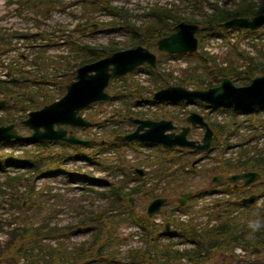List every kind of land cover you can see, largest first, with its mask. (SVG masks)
<instances>
[{"label": "trees", "instance_id": "obj_1", "mask_svg": "<svg viewBox=\"0 0 264 264\" xmlns=\"http://www.w3.org/2000/svg\"><path fill=\"white\" fill-rule=\"evenodd\" d=\"M50 2V0H33L32 5L38 6L42 4L46 6L50 5ZM119 13L123 15V24L130 34V40L124 47L123 45L117 47L116 42H110L109 45L102 47L81 46L72 61L68 60L66 63L57 62L56 72L51 76L44 75L37 78L31 73L26 72L27 75L19 74L10 81H0V98L3 97L10 101V104L2 106L6 109V112L3 117H0V125L13 123L17 125V128H24L21 125V121L26 118L27 111L40 108L62 96L65 92V85L75 78L76 68L96 61L115 51L137 45L145 46L157 53L156 71L147 65L140 67L150 73L151 79H157L156 84L151 89L152 93L170 85H180L191 87L192 89H207L219 85L225 77L230 78L235 85L243 86L247 85L254 77L264 75V60H260L258 57L252 58L248 55L246 56L244 53H238L233 58L231 56L232 53H230L228 54L229 56L223 59L226 62L223 65V61L219 62L215 57L204 56V54L196 52L189 55L190 64L183 70L181 76L177 80H173L171 73H165L159 69L160 59L167 54L158 51L156 42L158 39L171 34L177 23L191 21L173 14L170 9L155 7L151 10V14L154 17L153 21L136 26L129 19V14L128 21L126 12ZM261 13L264 14V0H241L232 7L217 5L211 13H205L201 19L196 21L200 27V30L196 32V36L200 42L206 34L227 35L230 29L220 28L219 24L221 22L233 17L251 18ZM116 24L119 23L113 21L110 26H115ZM240 59H242L241 62ZM241 67L243 69H240ZM113 79H111V83ZM122 79L125 80V77ZM49 85L53 86L54 91H50ZM130 88L132 91L129 92V96L136 99L134 103L139 102L140 96L136 92L145 90V88L138 83H131ZM149 100L155 102L152 99ZM196 103L200 106H207L200 101H196ZM210 107L219 109L220 107H228V105H214ZM258 108L245 107L237 109L231 107L229 109L232 112L231 114H235L238 110L247 113L257 111ZM15 113L19 114L15 115ZM121 115L122 118H127V116L146 118L141 114L129 110L121 113ZM89 116L93 118L92 115ZM153 119L160 120L161 117L154 116ZM178 119L183 126L185 124V117H178ZM129 123L131 125L130 130L132 131L134 125L131 122ZM209 124L213 130L211 150L226 146L227 135L233 130V122L220 123L209 121ZM125 132L127 131H122L121 129L112 130L104 138L95 137L93 143L87 146L88 149L59 141H37L38 147L52 143L60 144L61 151L58 154H45L41 149H37L31 154L26 153L25 158L22 160L0 158V164H3L0 165V168L4 164L12 166L23 164L33 168L38 175L55 174L61 170L60 163L68 157H79L94 161V155L104 149L120 148L124 145L129 147H135L139 144L152 145L150 143L115 141V136ZM27 141L32 140L28 134H25L21 140H12L8 144L18 145V143ZM157 146L162 151L160 157L166 160L167 164L161 163L158 168L151 172V175L144 177L139 176L133 170L131 173L125 174L122 180L111 184L107 190L106 194L109 197V202L106 208L98 213L89 212L84 218H80L79 223H85L86 220H89L94 225V231L89 240L75 244L70 249H68L65 240H59L57 246L51 248L47 243H42L41 239L65 238L70 231L69 227L73 225L65 228L53 227L46 222L36 227L32 225L25 227L24 225L10 231L8 240L3 245H0V264H15L21 257L25 258V264H86L93 260H104L107 264H117L115 253L117 252L120 239L116 235V231L121 222L135 223L145 233V248L131 250L129 253L131 264H171L173 262L177 263L181 257H191L193 259L192 264H205L208 263L209 258L215 257V252H233V248L237 245L244 247L246 250L252 252L258 251L259 254H264V207L256 210V216L259 219L253 224L244 226L239 225L234 220H227L213 228L199 231L192 222L177 223L174 233H163L164 225L162 223H155L152 217H148L145 212V204L157 197H166L168 199L167 205H173L178 209L185 208V206L178 205V199L181 195L192 191L190 186L194 185V182L191 178L198 173L195 167L191 165L194 160L208 156V152L175 146ZM28 157L31 158L28 160ZM97 163L108 170L112 168V170L120 169L122 171L128 165L127 161L122 157L119 158V164L114 166H110L106 162L104 163V161H98ZM247 171H255L260 174L261 177L255 184V188L264 189V153H260L256 157H250L244 161H222L213 167L204 168L201 170V173L203 179H208L210 175L222 174L228 176ZM20 177L22 176L11 177L6 182L10 188L11 200L14 203L16 200L28 198L30 206L38 205L36 198L32 197L34 192L33 177H26V190L19 192L16 187L22 183ZM134 180L135 184L126 190L128 182ZM149 181L151 183L148 185ZM158 182L164 183L161 191L155 189ZM240 185L241 183H239ZM230 189L233 193H236L238 188L231 187ZM0 192L4 191L0 189ZM131 196L137 197L142 202L139 209H136L134 205L131 206L132 204L129 199ZM18 207L20 208L21 205L19 204ZM127 207H129L130 211L126 217L114 216L109 213L111 209L121 210ZM247 208L252 210V206H247ZM163 238H167L168 241L162 242ZM174 238H177V242H195L196 246L191 250L179 251L173 247L175 243ZM260 256L261 258L263 257L262 255ZM212 258L209 263H211ZM225 263L222 261L221 263L215 262L214 264Z\"/></svg>", "mask_w": 264, "mask_h": 264}, {"label": "water", "instance_id": "obj_2", "mask_svg": "<svg viewBox=\"0 0 264 264\" xmlns=\"http://www.w3.org/2000/svg\"><path fill=\"white\" fill-rule=\"evenodd\" d=\"M264 24V14H257L252 18L234 17L219 24L220 27L257 29ZM199 26L195 23L179 22L174 31L168 36L157 40V48L169 54L195 52L198 47L196 32ZM148 64L155 67L156 54L141 45L134 48L119 50L97 61L84 64L77 68L75 79L66 85L65 94L39 110L29 112L22 124L33 130L32 138L39 140H56L70 144L85 145L90 141L80 140L77 137L67 136L63 127L55 129V125L89 126L90 122L79 115L80 110L96 101L109 99L105 92L109 79L112 76L125 75L136 67ZM156 101H193L199 100L209 105H230L249 107L264 104V75L254 77L247 85L236 86L230 78H223L221 83L212 88L202 90H188L182 86H170L156 91L153 95ZM136 128L125 135H118L115 139L125 142L138 141L159 143L166 146L191 147L201 151H208L213 139V131L203 116L191 112L186 121L193 127H204L201 142L187 138L190 125L181 129L179 133L167 132L173 128L170 120L154 121L129 117ZM21 135L14 124L0 126V142L11 139H20ZM140 174L141 170H137ZM259 174L254 171L234 174L228 179L232 182L243 180L244 184L255 181ZM221 175L214 176L212 181L219 182ZM191 193L185 196H190ZM254 195L243 198V204L253 203ZM166 198H156L147 206L149 216L158 212ZM181 203L183 201H180ZM169 223H166L164 232H170Z\"/></svg>", "mask_w": 264, "mask_h": 264}, {"label": "rangeland", "instance_id": "obj_3", "mask_svg": "<svg viewBox=\"0 0 264 264\" xmlns=\"http://www.w3.org/2000/svg\"><path fill=\"white\" fill-rule=\"evenodd\" d=\"M52 22L53 21H51V23ZM46 28L47 27L45 26L44 27V30ZM75 31H76V35L82 36L81 38L83 40H85L86 42H90V40H92V39H90L88 37V35L86 34V30H85V28L82 25L76 26ZM79 32H83V34H79ZM98 40L100 42H93L91 44H95V43H99V44H102V45H107L108 44L107 41H103V38H98ZM121 46H122L121 44H117V47H121ZM64 47L67 48L68 46L65 45ZM4 54H6V53H4ZM49 57L48 56H46V57L44 56V59H40L39 61L37 60L38 61V65H36V67L37 66H40V68H41L44 65H49V66H51V69L53 70V68L56 66L55 65L56 63L50 62L48 60ZM232 57L235 58L236 55H232ZM43 61H45V63H43ZM46 62H50V63H53V64H47ZM46 70H48V68L42 69L41 72L44 73ZM141 71H143V70H141ZM173 73L174 74H179V72H177V71H174ZM137 76H138V74H137ZM151 80H153V81H149L146 84L147 87H149V88L150 87H154V85L157 82V79L156 78L151 79ZM132 81L139 82V79L135 77V79H133ZM118 85H121V84L119 82H117V81H112V86L114 88L111 90V92H114V91L118 90V88L115 89V87H118ZM122 92H124V91H122ZM118 93L121 94L120 91ZM146 93H148V92H146ZM125 97H128V96L122 97V100H123L122 108L123 109L126 108L125 103H126L127 100H126ZM98 107H99L98 110L103 109V115H100V116L104 117L105 116V113H107L108 110L105 109V106L104 105L98 106ZM188 109H193V108L192 107H188ZM88 111H90V110H88ZM17 114H19V113H17ZM17 114L15 113V115H17ZM26 132H27V130L24 129V128H23V130H20V133L21 134H24ZM128 168L125 169L126 172H128ZM196 172H200V171H196ZM200 176H202V175L201 174H198V175L193 176L191 178V180L194 182V185L196 186V188H194V193H196L198 190H200V188H201L200 186L206 184V182L208 181V179L211 178V175L208 177V179L207 178H204L203 179ZM75 191L77 193H80L81 192V190H80L79 187H77V189ZM35 192H38V191L35 190ZM189 197H192V194ZM58 198L61 199V200H63L68 207L71 206V210H72L73 214L70 217H71V221L72 222L77 221L76 215L78 216L80 214L85 213V210L87 209V205L88 204H92L94 208L98 209L99 208V205L102 203V198H100V197L93 199V198H88V197L80 196L78 199L73 200V198L71 197V195L64 196V198L59 197V196H55V201H57L59 203ZM193 200L194 199H192L191 201H189V203H193L192 202ZM23 201H25V206H27V204H28V198L27 199H23ZM21 203H22V201H20V205L22 206ZM65 204L62 203V205H65ZM23 208H26V207H23ZM74 208H78V209L75 210L76 211V215H75ZM80 210L81 211L84 210V212L81 213ZM25 211H26V214H24V215H27L28 216V219L26 220V218H24V217L22 219L26 220L25 222H27V221H31V222L32 221H35L34 224H37V221H40L41 217H43L45 215V213H46V210L44 208L43 209H35V208L34 209H31L30 208L29 212H27V210H25ZM223 212H227V206L226 205L224 207H220V208L213 207V211H212V209L209 210V216L215 217V219L216 218H220V221L221 222H224V221H227V220H234V221L238 222L239 225H244V226L247 223L252 222V220H254V219H259V217L256 216V208L255 207H253L252 210H250V209H247V210H241V209H239L238 214L233 213L231 215H224V214H222ZM163 214H164V212H163ZM66 215H67L66 212H62L59 215H57L59 217V222L60 223L61 222L64 223L63 226H66V224H67V222L65 221L67 219V218H65ZM196 215H197V213L194 210V211L191 212V214H190L191 217L190 218H192L194 221L197 222V219H194V216H196ZM45 217H49V215L47 214ZM85 226L88 227V228L93 227L92 225H90V223L88 225H85ZM116 232H117L118 235H121V236H123V238H125V242H122L121 243L120 250H119V254L117 255V256H119L124 261L127 257H126V255L121 254V252H123L127 247H129L130 245H132L133 244V241L130 238H127L126 237L127 229L120 228ZM81 233H86L87 234L88 232H81ZM81 233L80 234L75 233L74 234V238L72 240H70L69 243L70 244H73V243L78 242L79 240L85 239V236H82ZM124 244H127V246H124ZM239 248H240V246L237 245V246H235L233 248V251H235V252L238 253L239 252ZM260 255H262L263 257L261 258ZM214 256L215 257H213V258L211 257L212 258L211 263H209V261L211 259V258H209L208 263H205V264H214L215 262L221 263L222 261L223 262H226L225 264H256L260 260L264 259V254H259L258 251L252 252L250 250L249 251H245L242 255H237V254H234L233 252H228V251H217V252H215V255ZM120 264H122V263H120Z\"/></svg>", "mask_w": 264, "mask_h": 264}, {"label": "built area", "instance_id": "obj_4", "mask_svg": "<svg viewBox=\"0 0 264 264\" xmlns=\"http://www.w3.org/2000/svg\"><path fill=\"white\" fill-rule=\"evenodd\" d=\"M125 0H116L115 3H119L122 4ZM152 0H131V2H127V5L130 7H133L132 2H141L142 4H146L147 2H151ZM5 2V0H0V14L6 12V8L3 5V3ZM2 23L4 24V22L2 21ZM259 145L264 143V137L260 138L259 140ZM0 239H2V236L0 235Z\"/></svg>", "mask_w": 264, "mask_h": 264}, {"label": "bare ground", "instance_id": "obj_5", "mask_svg": "<svg viewBox=\"0 0 264 264\" xmlns=\"http://www.w3.org/2000/svg\"><path fill=\"white\" fill-rule=\"evenodd\" d=\"M234 18V17H233ZM237 18V17H236ZM241 18V17H240ZM245 18V17H243ZM229 20V19H228ZM227 21V20H226ZM220 27V26H219ZM222 28V27H220ZM223 29H226V28H223ZM256 42H261V43H264V28L258 32L257 34L253 35L252 37H250V39L248 40V43L249 44H253V43H256Z\"/></svg>", "mask_w": 264, "mask_h": 264}]
</instances>
